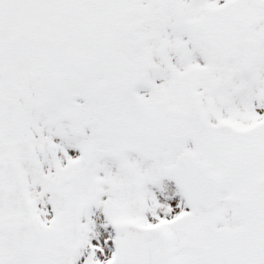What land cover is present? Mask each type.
I'll use <instances>...</instances> for the list:
<instances>
[{"label":"snow or ice","instance_id":"obj_1","mask_svg":"<svg viewBox=\"0 0 264 264\" xmlns=\"http://www.w3.org/2000/svg\"><path fill=\"white\" fill-rule=\"evenodd\" d=\"M0 264H264V0H0Z\"/></svg>","mask_w":264,"mask_h":264}]
</instances>
